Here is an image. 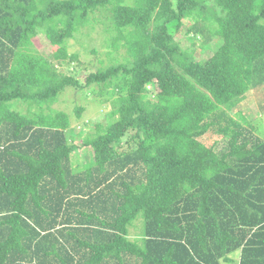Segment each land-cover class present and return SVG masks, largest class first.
Listing matches in <instances>:
<instances>
[{
	"label": "trees",
	"instance_id": "16d2710c",
	"mask_svg": "<svg viewBox=\"0 0 264 264\" xmlns=\"http://www.w3.org/2000/svg\"><path fill=\"white\" fill-rule=\"evenodd\" d=\"M97 10L125 56L83 86L53 61L76 58L65 42ZM172 20L219 45L196 57ZM263 83L264 0H0V264H264L263 124L227 110ZM92 84L114 96L88 161L71 157L66 111L16 109ZM208 130L227 138L207 145Z\"/></svg>",
	"mask_w": 264,
	"mask_h": 264
},
{
	"label": "rangeland",
	"instance_id": "374dc122",
	"mask_svg": "<svg viewBox=\"0 0 264 264\" xmlns=\"http://www.w3.org/2000/svg\"><path fill=\"white\" fill-rule=\"evenodd\" d=\"M132 0H125V2H131ZM107 13L105 11H94L91 16L96 18L94 22V27L91 29L89 25L82 26L78 31L74 32L73 36L68 38L65 42V46L69 55L74 54L75 59L69 60L67 62L59 63L54 60V64H58L59 70L65 75L75 76L80 85H84V77L86 74L92 70H96L99 66L105 68L110 64L105 61V56L110 52V56H116L118 62L122 60L125 56V46L122 44L123 41L119 42L118 47H113L108 45V40L106 37L107 32L103 31L104 24L109 25V21L106 17ZM183 27H191L195 21H199L201 24H205L210 27V23L201 16L197 20L193 21V17H187L183 20ZM176 20L168 23V30L173 34L176 39L180 37L181 45L183 48L193 52V54L198 58H207L220 43V38L216 35H211L207 41L204 34L194 33L193 31H187L179 34L176 32L175 25ZM150 23V27H151ZM34 48L43 56H50V51L54 50L56 46L49 45L41 33L36 36L35 42H33ZM104 53H106L104 55ZM116 60L112 59V63H118ZM93 87H85L83 91H75V88H67V90L58 96V99L51 103L50 106H44L42 103H35L33 100H20L18 103V108L16 109L26 113L37 110L50 111L53 109L64 110L69 114L70 126L67 128V134H69V139L71 142L77 146V148L72 152V159L78 158L82 161H88L90 156V148L83 144L85 139L93 138L95 136L96 125L98 123H106L110 118L107 115V111L112 108V103L109 100L114 96L113 93L106 94V91H101L92 84ZM96 87V88H95ZM149 89H153L149 96L154 95L153 84L147 86ZM241 99L233 107H227V110L235 115V112L239 110L247 121L251 123H262L263 126L259 128L261 131H257L258 134L263 136L264 140V83L260 86H253L249 91L241 95ZM108 100V101H105ZM42 105V106H41ZM74 106H83L84 110L81 111L79 117L74 115ZM52 108V109H50ZM238 118V116H235ZM87 120V122H86ZM85 123L82 124L81 122ZM132 133V132H131ZM131 133L126 132L120 139L119 150H126L130 145L128 141H131ZM227 136L223 135L218 131L208 130L205 134L201 135V139L205 144L210 145L217 141L216 147L221 146L226 140ZM114 145L116 143H113ZM132 145V144H131ZM74 162V161H73ZM133 230V229H132Z\"/></svg>",
	"mask_w": 264,
	"mask_h": 264
}]
</instances>
